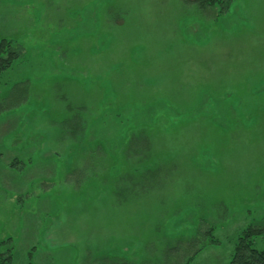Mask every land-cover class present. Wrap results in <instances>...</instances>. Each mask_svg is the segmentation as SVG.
<instances>
[{
	"label": "rangeland",
	"instance_id": "374dc122",
	"mask_svg": "<svg viewBox=\"0 0 264 264\" xmlns=\"http://www.w3.org/2000/svg\"><path fill=\"white\" fill-rule=\"evenodd\" d=\"M2 39L13 264H229L264 226V0H0Z\"/></svg>",
	"mask_w": 264,
	"mask_h": 264
},
{
	"label": "trees",
	"instance_id": "16d2710c",
	"mask_svg": "<svg viewBox=\"0 0 264 264\" xmlns=\"http://www.w3.org/2000/svg\"><path fill=\"white\" fill-rule=\"evenodd\" d=\"M199 1V0H197ZM210 5H221L226 0H205ZM16 53L11 47V41L2 39L0 40V77L7 70L11 69L15 61ZM211 234V230H208ZM261 237L264 239V226H249L239 237L233 255L229 264H264V249L255 247V238ZM8 240L0 241V246ZM217 242L215 239H210ZM189 262V261H188ZM0 264H13L12 248L6 251L0 250Z\"/></svg>",
	"mask_w": 264,
	"mask_h": 264
}]
</instances>
